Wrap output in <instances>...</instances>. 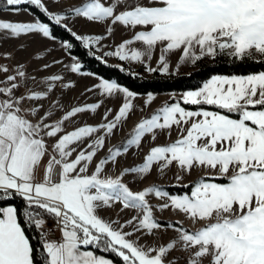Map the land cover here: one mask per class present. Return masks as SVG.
<instances>
[{
  "label": "snow or ice",
  "instance_id": "obj_1",
  "mask_svg": "<svg viewBox=\"0 0 264 264\" xmlns=\"http://www.w3.org/2000/svg\"><path fill=\"white\" fill-rule=\"evenodd\" d=\"M5 2L35 6L85 49L113 37L117 25L131 32L103 57H95L104 63V57H114L144 65L149 72L170 74L175 54L177 68L220 55L264 61V0H112L107 5L105 0H85L68 12H52L44 0ZM53 3L58 6L59 0ZM73 17L106 24V32L79 35L67 23ZM0 35L56 40L50 25L39 19L0 20ZM136 44L140 47H133ZM72 47L62 43L64 49ZM154 58L155 68L149 63ZM71 59L64 65L69 72L89 75L75 56ZM52 66L45 64L42 70ZM10 71L0 65V74ZM26 77L18 66L0 81V200L23 201L25 223L42 239L40 264H114L89 246L111 252L122 264H264V72L212 77L198 90L183 93V104L198 106L195 110L180 102L164 105L140 120L123 145L108 148L102 158L106 139L133 112L136 94L115 81L99 79L87 91L121 98L116 114L108 109L99 124L84 123L68 131V122L95 116L104 101L66 109L59 96L52 98L58 84L60 95L75 87L65 83L62 74L48 76L41 91L27 88ZM22 84L27 91L17 95ZM154 99L150 94L146 106ZM173 131L177 138L152 146L138 166L125 167L115 176L106 173L145 137L154 142L163 134L170 139ZM173 166L175 186L191 187L190 193L173 195L156 186L133 191L124 179L131 175L143 180L154 168L165 174ZM193 172L199 175L191 185L182 184ZM150 197L162 202L156 211H171L201 226L192 231L184 221L161 223ZM117 205L121 212L135 214L123 223L103 218V211ZM20 215L15 206L0 207V264H36ZM49 219L60 232L59 240L47 238ZM169 230L174 235L164 242Z\"/></svg>",
  "mask_w": 264,
  "mask_h": 264
},
{
  "label": "rangeland",
  "instance_id": "obj_2",
  "mask_svg": "<svg viewBox=\"0 0 264 264\" xmlns=\"http://www.w3.org/2000/svg\"><path fill=\"white\" fill-rule=\"evenodd\" d=\"M44 2L49 8V10L52 12H61V11L68 12L75 7L81 6L85 2V0H59L58 6H56L53 3V0H44ZM105 2L107 5L110 4L112 0H105ZM117 10L119 11V9ZM0 20L5 22L30 23L37 20V18L24 8H18V6H12V8H0ZM67 23L69 27H71L72 30L79 35H102L105 34L107 27L106 24L85 22L83 19H78L75 17L69 19ZM131 35H132L131 32H125L123 28L117 25L115 26V32L113 37H110L102 41L101 45L94 46L92 49L89 50L92 51L96 56L103 57V53L105 51L114 49V47L118 45L123 39L128 38ZM64 42L65 41H61L58 39H56L55 41H50L37 35H30L22 38H9L4 35H0V65H6L9 69L12 70L7 74H0V81L5 80L6 75L13 74L14 70L18 66H23V69L26 71L27 74L25 83L27 85V88H31L32 90L35 91L45 90L46 85L43 84L42 81L46 80V78L52 74H62L65 77V81H64L65 83L74 84L75 87L65 90L63 95H60L61 89H60V85L58 84L56 87V94L53 95L52 97L53 99H55L57 96H59L62 102L64 103L66 109L70 108L71 106L83 105L85 103H94L99 100L104 101L102 108L95 116L81 115L80 117L76 118L74 123L68 122L66 124V129L68 131L73 130L74 127L81 126L84 123H88L92 125L99 124L102 121V115L108 109L112 110V116H114L119 106L122 103V99L117 97L105 98L100 96L98 94V91H91V92L87 91L89 88H94V86L99 82V79L102 78L83 70L82 71L84 73H88L89 75H79L69 72L64 67V65H69L72 62L71 59L72 55L68 53V49L62 48V43ZM133 47L139 48L140 45L136 44L133 45ZM6 56L8 58H5ZM37 57H40V59H37ZM104 60H106V63L110 65L125 64L131 70H133L137 75H140L142 77L149 78L152 77L154 74V72L147 71L144 65L138 64L136 62H130V63L122 62L114 57H104ZM54 61H62V63L53 64ZM170 62H171L170 74L185 73L189 71L193 66V64L188 63L181 65L179 66V68H177L178 54L172 55L170 57ZM149 63L150 66L153 68L157 66V61L155 58ZM45 64H50L53 66L46 70H42L43 65ZM158 73L161 74L160 72ZM170 74H161V75L167 76ZM32 77H35V81L32 80ZM27 88H25L24 84H22L20 90L17 92V95H19L20 92H26ZM188 91H194V90H188ZM185 92L187 91H175V92H168L162 94L161 93L136 94V98L133 101L134 103L133 112L130 114L129 118L119 126V128L114 132V134L106 139L105 148L99 154L98 158H102L107 153L108 148L113 146L116 147L122 146L123 143L129 137V134L133 131L134 127L140 120L150 117L153 113H155L158 109H160L166 104L180 102L181 105L186 109L195 110L198 106L183 104L181 97ZM150 94L153 95L155 99L152 101L150 105L146 106L147 98ZM43 103L45 107H48V103H49L48 101H44ZM25 108L26 109L28 108V103L25 104ZM141 109H143V111H141ZM208 110H213V109L208 108ZM112 116H109V119H111ZM176 138H177L176 131L172 132L170 139L163 134L159 135L157 140L154 142L151 141L150 137H145L139 148L130 149L125 156L119 158V162L116 165H109L106 169V173L108 175L115 176L118 175L125 167L138 166L140 163L143 162L145 155L150 151V148L152 146L170 143L174 141ZM176 171L177 169L175 168V166H173L171 170L167 171L165 174H160L154 168L151 174L143 180H140L139 178H134L131 175L126 176L124 179L125 182L129 184V186L132 188L133 191H140L143 190L145 187H149V186L160 187L162 190H164L162 188L164 186L176 185V181L174 179V174L176 173ZM198 175H199L198 172H193L192 176L186 177V179L182 182V184H190L191 181L196 179ZM173 195H177V194H173ZM149 199H150V203L153 205L154 208V215L159 221H171V222L184 221V226L192 231H194L196 228L201 226V225L193 226L191 225L190 222H186L182 215L175 214L171 211H165L163 213L156 211L155 210L156 207L159 205V203L162 202L158 201L155 197H150ZM134 214L135 213L132 210H124L123 212H121L119 205H117L115 208L111 210H105L101 213L103 218H105L106 220L119 219L121 223L130 219ZM47 227L49 229L47 238L49 240H59L60 232L55 228L54 222L48 221ZM130 230H131L130 228L125 229V231H130ZM172 235L174 234L169 230V232L166 235H163V241L167 242ZM135 238L136 237L134 236L131 239H135ZM141 242H143V239ZM179 255H180L179 253H173V257H178Z\"/></svg>",
  "mask_w": 264,
  "mask_h": 264
},
{
  "label": "trees",
  "instance_id": "obj_3",
  "mask_svg": "<svg viewBox=\"0 0 264 264\" xmlns=\"http://www.w3.org/2000/svg\"><path fill=\"white\" fill-rule=\"evenodd\" d=\"M0 8H12L6 5L5 0H0ZM18 8H24L33 14L41 22L48 23L53 29L56 39L71 43L73 47L68 50V53L75 56L82 64V70L96 75L102 79L115 81L121 86L128 88L135 94H148V93H168L175 91H188L195 90L202 86V84L213 76H246L249 74H257L264 72V61L258 59H246L244 61L234 60L226 55L217 56L215 59L204 58L198 61L191 69L185 73L170 74L163 76L158 72H154L152 77L146 78L137 75L127 65H110L96 59V55L89 49H85L80 42L76 41L69 32L65 29L53 25L39 9L32 5H19ZM123 68V71H121ZM207 107V106H204ZM217 110L211 107H207ZM123 143V142H122ZM120 143V144H122ZM191 185V183L189 184ZM164 190L170 194H185L190 193L191 187H177V186H164ZM15 206L21 213L20 222L25 228L26 235L29 237L33 248L34 258L36 264H40L41 257V243L42 239L40 232L34 227H30L25 223L22 215L24 203L19 197L8 200H0V207ZM48 221H52L49 219ZM167 224L171 221H160ZM175 222V221H172ZM96 255L111 259L114 264H122L120 259L111 252H104L89 246Z\"/></svg>",
  "mask_w": 264,
  "mask_h": 264
}]
</instances>
